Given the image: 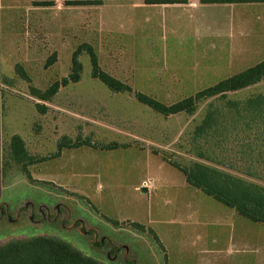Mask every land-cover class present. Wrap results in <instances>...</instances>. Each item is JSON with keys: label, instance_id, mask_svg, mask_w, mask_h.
I'll use <instances>...</instances> for the list:
<instances>
[{"label": "rangeland", "instance_id": "rangeland-1", "mask_svg": "<svg viewBox=\"0 0 264 264\" xmlns=\"http://www.w3.org/2000/svg\"><path fill=\"white\" fill-rule=\"evenodd\" d=\"M32 1L0 0V75L12 80L10 86L0 83V245L45 236L101 264H164L153 235L129 222L145 225L162 214L179 225L161 229L178 233L182 222H194L199 234V225L209 228L225 221V243L233 251V228L245 225L258 238L251 264H264V224L251 223L202 192L186 189L183 175L167 162L187 165L196 160L187 141L206 102L193 116L156 115L132 95L114 94L92 79L84 53L79 57L80 81L60 88L52 103L28 94L29 86L45 90L67 77L72 53L87 43L102 71L133 92L172 104L231 76L206 71L203 61L215 58L219 49L202 48V42L173 47L161 31H146L153 29L154 15L130 7L135 0H76L85 4L74 7L69 0H49L48 8L27 9ZM148 17L151 23L145 26ZM16 65L23 67L30 83L16 77ZM261 83L229 98L264 93ZM36 104L46 111L39 112ZM13 135L21 137L30 156L47 159L27 168L30 180L20 168L5 163ZM62 137L92 146L64 149L49 158ZM110 145L116 149H107ZM143 180L149 182L148 192L139 187ZM250 248L248 253L254 250ZM230 254L219 259L229 263L237 257ZM201 258L193 255L191 264H204Z\"/></svg>", "mask_w": 264, "mask_h": 264}, {"label": "trees", "instance_id": "trees-1", "mask_svg": "<svg viewBox=\"0 0 264 264\" xmlns=\"http://www.w3.org/2000/svg\"><path fill=\"white\" fill-rule=\"evenodd\" d=\"M154 2V1H151ZM178 3L179 1H165ZM203 3H246L264 2V0H202ZM82 1L68 2L70 6H81ZM38 6L50 7L52 4L39 3ZM88 56L92 79L100 82L114 94H128L139 104L150 109L156 115L168 118L185 114L193 116L200 104L206 102L202 119L189 133L188 153L195 161L180 165L167 161L178 170L188 186L202 192L217 203L233 210L240 217L254 224H264V93L252 94L244 99L229 98L250 87L264 82V61L222 80L211 87L185 97L172 104H164L118 81L102 71L94 48L87 43L80 44L72 53L70 72L49 85L45 90L29 86L30 97L50 104L59 92L69 84L81 79L82 64L79 57ZM53 59L47 61L51 63ZM16 77L30 83L29 77L21 65L15 66ZM0 83L10 86L12 80L0 75ZM37 110L44 113L43 104H36ZM91 147L89 142H72L62 137L57 144V153L49 158L60 156L64 149ZM107 149H116L110 145ZM47 159L37 160L29 155L25 143L18 135H13L8 143L5 163L14 164L30 180L29 166ZM132 226L140 232L144 227ZM153 239L157 242V238ZM0 264H101L82 255L67 243L45 236L27 239L9 240L0 245Z\"/></svg>", "mask_w": 264, "mask_h": 264}, {"label": "crops", "instance_id": "crops-1", "mask_svg": "<svg viewBox=\"0 0 264 264\" xmlns=\"http://www.w3.org/2000/svg\"><path fill=\"white\" fill-rule=\"evenodd\" d=\"M32 1L26 3L27 9L39 8V3ZM69 0L68 2H75ZM129 4L144 10V14L154 15L153 29L161 31L165 40L171 41L173 47H190L191 43H203L200 47H216L218 53L215 58L205 59L207 73H227L231 76L237 71L242 72L262 61H264V2L246 3H203L202 0H175L178 3H167L171 0H135ZM154 1V2H151ZM58 4L60 0H54ZM49 3V2H48ZM98 3V2H97ZM35 5V7H34ZM74 7V6H73ZM48 8V7H46ZM151 18H146L142 24L147 26ZM162 38V41L164 39ZM194 46V45H193ZM252 65V66H251ZM231 76L227 77L230 78ZM264 83V82H262ZM261 83V84H262ZM130 149V147L128 148ZM147 180L140 183V188L148 192ZM184 186L189 187L184 179ZM145 189V190H143ZM162 214H157L154 221L147 224L131 222L150 230L157 238V243L162 250L164 264H191L190 257H204V264H227L219 259L221 255L236 254L237 257L228 264H251V260L257 254V233H252L245 225H236V248H227L225 233L227 225L225 221L217 222L209 228L200 226L202 231L194 233V222H182L181 229H161L163 226L175 227L179 223L164 220ZM225 220V219H224ZM128 222V221H127ZM238 224V223H237ZM150 225L158 227L151 228ZM255 237V238H254ZM254 250L248 253V247ZM193 254V255H192ZM254 255V257H253ZM202 259V258H201Z\"/></svg>", "mask_w": 264, "mask_h": 264}, {"label": "water", "instance_id": "water-1", "mask_svg": "<svg viewBox=\"0 0 264 264\" xmlns=\"http://www.w3.org/2000/svg\"><path fill=\"white\" fill-rule=\"evenodd\" d=\"M143 190H145V189H143Z\"/></svg>", "mask_w": 264, "mask_h": 264}]
</instances>
